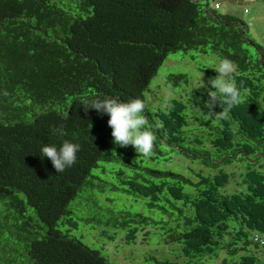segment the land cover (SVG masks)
Masks as SVG:
<instances>
[{
  "label": "trees",
  "instance_id": "trees-1",
  "mask_svg": "<svg viewBox=\"0 0 264 264\" xmlns=\"http://www.w3.org/2000/svg\"><path fill=\"white\" fill-rule=\"evenodd\" d=\"M205 2L0 0V264H119L72 235L84 207L91 212L80 219L109 242L124 231L127 244L142 234L176 246L181 262L153 256L155 264H202L219 250L222 264H264V245L252 238L264 236V52L260 61L237 16ZM178 51L229 58L243 102L217 119L221 105H207L208 86L194 88L167 109L144 110L155 137L149 156L115 145L108 115L82 100L146 102ZM200 70L204 85L217 75ZM188 80L170 74L166 82ZM189 119L206 131L190 138ZM65 140L80 145L77 160L56 173L40 147ZM173 153L201 163L196 180L159 167ZM239 156L248 162L241 187L227 193L233 174L223 168Z\"/></svg>",
  "mask_w": 264,
  "mask_h": 264
},
{
  "label": "rangeland",
  "instance_id": "rangeland-1",
  "mask_svg": "<svg viewBox=\"0 0 264 264\" xmlns=\"http://www.w3.org/2000/svg\"><path fill=\"white\" fill-rule=\"evenodd\" d=\"M214 1L215 0H208L211 7H213ZM217 1L220 3V7L217 11L237 16L246 26V35L259 45L258 53L259 51L264 52V0ZM250 49L251 51L256 52L254 47L250 46ZM193 54L194 59L191 58V55ZM213 61L218 62V59L215 55L210 53L202 54L199 52L194 53L193 51H188L186 54H184L183 51L171 53L160 66L157 75L152 79L149 85L150 91L146 93L145 96L148 111L155 112L157 109H163L161 105L165 99L169 102L170 99L184 97L190 90H192L194 84L202 83L203 81L204 85L207 76L200 70V68H202L203 65L207 67L208 64ZM170 74H184L189 79L188 83L186 84L184 81L177 84H173L171 81L167 83L166 80L169 78ZM199 75H202V81L197 80ZM202 87L203 86L199 88ZM189 112H192V110ZM206 128L207 127L200 125L195 120L189 119V124L186 127L187 135L190 138L195 135H202L206 131ZM204 145L206 148L210 149L207 140L204 141ZM128 147L133 148L131 145H128ZM238 158L237 161H234L228 166H224V168L223 166H220V168L233 174L229 183L223 188V191L225 190L227 193H234L235 190H238L241 187L239 183V173H242L248 165L246 160H241V156ZM187 166L189 167L187 168ZM159 167L173 168V170H178L193 180H196L193 172L194 170L200 169L202 165L196 161L192 162L188 157L173 153L172 161L170 163L164 162L160 164ZM203 172L205 174H214L216 169L205 167ZM112 180L113 178H110V182H112ZM77 200L78 198L72 202V205ZM130 201L131 199L125 198L124 204H127ZM104 202L108 203L106 200H104ZM136 208L141 209L143 208V205H135L134 209ZM89 212H91V209L88 207H84L83 211H78L76 215L79 220L77 226L72 229V235L80 239L88 247L100 250L105 256H107L110 262L119 264H155L151 258L153 256L159 260L168 258L172 261L181 262V259L177 258L176 254L173 253V250L171 249L174 245L162 243L156 235L144 239L142 234H139L132 243L127 244L124 240V231H118L115 240L109 242L105 236H101L98 229L91 226V223H85L84 220L80 219L84 218L85 216L83 215L88 214ZM174 248H176V246H174ZM262 251L259 250L258 255L264 257V250ZM226 255L227 253L224 250H219L215 257L205 256L202 259V264H222V259Z\"/></svg>",
  "mask_w": 264,
  "mask_h": 264
},
{
  "label": "clouds",
  "instance_id": "clouds-1",
  "mask_svg": "<svg viewBox=\"0 0 264 264\" xmlns=\"http://www.w3.org/2000/svg\"><path fill=\"white\" fill-rule=\"evenodd\" d=\"M216 3L218 7H215ZM219 7L220 3L215 0L213 8L217 10ZM207 67L214 69L217 75L209 79L208 85H203L202 75H199L197 80L202 83L194 84L192 90L208 86L206 88L209 99L206 103L212 108L219 102L222 110L218 112L217 119H223L233 106L244 100L234 80L235 65L229 58H221L218 62H210ZM81 105L85 109L90 107L99 114L108 115L107 124L111 128L112 141L115 145H131L136 153L142 156H149L152 153L155 137L153 131L147 126L144 110H148V106L143 99L139 97L127 101H122L117 97H105L91 101L83 99ZM168 106V100L165 99L161 107L167 109ZM155 127L159 128L160 124L157 123ZM79 148L78 143L68 140L63 141L59 146L55 143H45L41 145L39 155L41 158L47 157L56 173H61L75 163Z\"/></svg>",
  "mask_w": 264,
  "mask_h": 264
},
{
  "label": "built area",
  "instance_id": "built-area-1",
  "mask_svg": "<svg viewBox=\"0 0 264 264\" xmlns=\"http://www.w3.org/2000/svg\"><path fill=\"white\" fill-rule=\"evenodd\" d=\"M215 7H218V3L215 4ZM253 239H254L256 242H257V240H258V243H259L260 245H264V236H263V235H261V234H259V233H255Z\"/></svg>",
  "mask_w": 264,
  "mask_h": 264
},
{
  "label": "water",
  "instance_id": "water-1",
  "mask_svg": "<svg viewBox=\"0 0 264 264\" xmlns=\"http://www.w3.org/2000/svg\"><path fill=\"white\" fill-rule=\"evenodd\" d=\"M208 2H205V8L207 9ZM243 30H244V25L242 24ZM244 32V31H243ZM263 59V54L259 51V60L261 61Z\"/></svg>",
  "mask_w": 264,
  "mask_h": 264
},
{
  "label": "bare ground",
  "instance_id": "bare-ground-1",
  "mask_svg": "<svg viewBox=\"0 0 264 264\" xmlns=\"http://www.w3.org/2000/svg\"><path fill=\"white\" fill-rule=\"evenodd\" d=\"M253 237H254V236H253ZM253 237H252V238H253ZM253 240H254V239H253ZM254 241H255V240H254ZM257 241H258V240H257Z\"/></svg>",
  "mask_w": 264,
  "mask_h": 264
},
{
  "label": "crops",
  "instance_id": "crops-1",
  "mask_svg": "<svg viewBox=\"0 0 264 264\" xmlns=\"http://www.w3.org/2000/svg\"><path fill=\"white\" fill-rule=\"evenodd\" d=\"M232 1V0H231Z\"/></svg>",
  "mask_w": 264,
  "mask_h": 264
}]
</instances>
